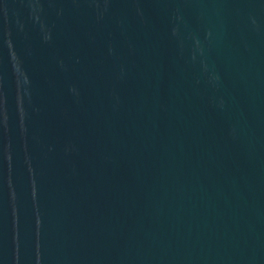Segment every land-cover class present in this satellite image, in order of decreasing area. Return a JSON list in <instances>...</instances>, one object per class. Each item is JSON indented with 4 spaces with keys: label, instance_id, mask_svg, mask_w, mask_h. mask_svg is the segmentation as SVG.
<instances>
[{
    "label": "water",
    "instance_id": "water-1",
    "mask_svg": "<svg viewBox=\"0 0 264 264\" xmlns=\"http://www.w3.org/2000/svg\"><path fill=\"white\" fill-rule=\"evenodd\" d=\"M0 264H264V0H0Z\"/></svg>",
    "mask_w": 264,
    "mask_h": 264
}]
</instances>
